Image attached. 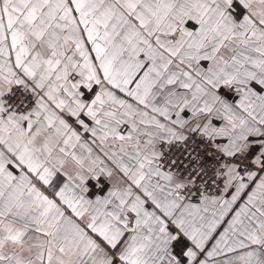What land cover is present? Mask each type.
I'll use <instances>...</instances> for the list:
<instances>
[{
  "label": "snow or ice",
  "instance_id": "1",
  "mask_svg": "<svg viewBox=\"0 0 264 264\" xmlns=\"http://www.w3.org/2000/svg\"><path fill=\"white\" fill-rule=\"evenodd\" d=\"M0 264H264V0H0Z\"/></svg>",
  "mask_w": 264,
  "mask_h": 264
}]
</instances>
